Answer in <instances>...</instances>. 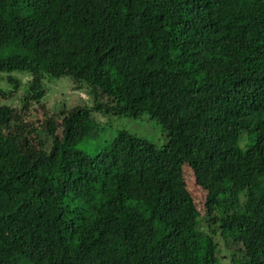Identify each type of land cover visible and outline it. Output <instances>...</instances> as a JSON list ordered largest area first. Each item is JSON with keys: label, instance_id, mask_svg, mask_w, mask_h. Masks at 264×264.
I'll use <instances>...</instances> for the list:
<instances>
[{"label": "trees", "instance_id": "16d2710c", "mask_svg": "<svg viewBox=\"0 0 264 264\" xmlns=\"http://www.w3.org/2000/svg\"><path fill=\"white\" fill-rule=\"evenodd\" d=\"M0 75V264H264V0H0Z\"/></svg>", "mask_w": 264, "mask_h": 264}, {"label": "rangeland", "instance_id": "374dc122", "mask_svg": "<svg viewBox=\"0 0 264 264\" xmlns=\"http://www.w3.org/2000/svg\"><path fill=\"white\" fill-rule=\"evenodd\" d=\"M7 77L8 75H0V85L7 84ZM23 80L25 81L26 78H23ZM74 85L75 83L68 77L46 79V87L48 88V93L45 98L46 101L32 108L28 116L29 121L33 122L36 126V124L39 123L38 120H42L43 117L51 113V111L56 108V105H59V108L63 106L62 104L73 105L75 108L77 106H82L83 102L79 96L80 92L74 88ZM82 96L85 97L86 95L83 94ZM0 101L3 103L7 102L4 101V99ZM9 102H11V100ZM100 128L101 135L97 138L87 140L86 143H83L82 149L89 148L88 150H90V152H96L101 148L102 142L112 140L117 135V132L123 129L145 137L157 145H161L162 143L163 134L161 133L160 126L146 116L140 120H133L128 117H116L111 115L107 117L105 125L101 124ZM171 154L170 159L175 156L174 152H171ZM179 168L181 170V177L185 180L188 191L197 201L196 204L199 206L198 209H202V205L200 204L202 195L195 185L193 171L181 162L179 163ZM200 213H202V210H200ZM221 246L219 250L221 263L232 264L229 251L225 249L224 245Z\"/></svg>", "mask_w": 264, "mask_h": 264}]
</instances>
